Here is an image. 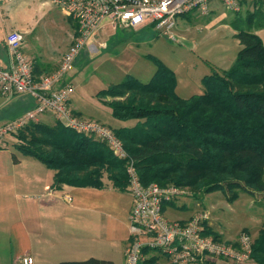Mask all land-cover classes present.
<instances>
[{
	"label": "trees",
	"instance_id": "16d2710c",
	"mask_svg": "<svg viewBox=\"0 0 264 264\" xmlns=\"http://www.w3.org/2000/svg\"><path fill=\"white\" fill-rule=\"evenodd\" d=\"M235 13L232 24L243 46L229 69L202 78L203 92L180 95L174 70L150 54L145 57L156 70L149 81L128 74L97 92L113 117L136 121L113 130L143 184L186 186L196 199L215 189L233 194V199L239 189L250 194L264 191V42L252 30L264 26V0L246 1ZM70 19L77 32V22ZM17 139L21 154L55 171L56 187L102 189L107 187L106 175L113 188L127 191L126 160L103 141L42 120L26 124ZM13 160L20 161L16 152ZM206 232L224 239L208 224ZM251 260L264 264V228L254 239ZM55 264L114 263L90 257Z\"/></svg>",
	"mask_w": 264,
	"mask_h": 264
},
{
	"label": "rangeland",
	"instance_id": "374dc122",
	"mask_svg": "<svg viewBox=\"0 0 264 264\" xmlns=\"http://www.w3.org/2000/svg\"><path fill=\"white\" fill-rule=\"evenodd\" d=\"M43 1L45 0H17L10 11L17 22L29 25L34 30V33L28 36V44L34 45L38 38L37 43L44 41V48L51 52L66 42L67 27L63 25L62 11L58 5L52 0ZM7 13L5 11L6 15ZM241 14L245 15V10ZM235 17V12L228 10L220 2L213 1L210 13L194 11L178 17L173 31L178 41H173L167 34L160 33L150 26L144 30H135L121 27L114 29L110 24L103 25L95 37L98 40L97 51L94 50L95 52L90 54L83 49L76 58L74 69L68 74L74 85L71 106L84 113L81 115L75 111L78 115L86 118L97 117L110 127L133 125L135 120L121 121L113 117L109 107L96 94L100 89L119 83L128 74L144 82L149 81L156 65L144 54L158 57L174 70L176 90L183 97L203 92L202 78L214 70L229 69L243 46L232 24ZM68 20L64 23L71 25ZM7 21L10 23V20ZM252 30L264 42V26L253 27ZM108 46V50H102ZM131 51L140 53L141 58L131 62ZM29 98L33 97L25 94L6 97L0 94V126L10 121L9 118L15 115ZM40 117L49 120V123L53 120V117L47 114ZM17 143L16 134L7 136L0 144V192L8 193V203L11 205L6 207L10 214L8 220H2L0 215V264H19L18 260H12L13 242L10 231L15 222L27 221L24 215L30 217L35 212L25 204L32 195L31 190L19 189L16 191L18 197L14 198L15 191L10 186L15 177L20 178V174L15 173L9 163L12 152L19 154ZM24 174L23 170V176ZM105 181L107 187L102 189L78 187L68 190L73 199L72 215L77 217L84 245L74 256L64 259L85 260L94 256L111 259L114 264H125L130 235L128 218L133 199L128 190L119 191L113 188L112 181L107 179L106 175ZM187 188L191 192L190 197L180 200L179 203L190 202L196 213L207 210L208 227H213L224 239L235 240L241 231L249 232L254 239L260 237L264 228V191L260 194H250L239 189L237 197L233 199V194L223 189H215L196 199L192 198L193 190ZM166 214L175 219L188 212L168 209ZM52 261L57 263L62 260ZM244 264L256 262L249 260Z\"/></svg>",
	"mask_w": 264,
	"mask_h": 264
},
{
	"label": "built area",
	"instance_id": "2783aa9c",
	"mask_svg": "<svg viewBox=\"0 0 264 264\" xmlns=\"http://www.w3.org/2000/svg\"><path fill=\"white\" fill-rule=\"evenodd\" d=\"M63 13L77 22L73 43L64 53L59 67L42 76L25 55L24 34L11 31L6 43L12 58L10 67L0 64V94L6 97L30 95L36 105L18 118L0 126V144L7 136L15 135L29 122L51 114L55 120L78 133L103 141L119 159L126 160L127 190L133 199L129 215L130 237L125 264H244L251 260L253 236L241 231L235 240H217L208 234L209 212L199 211L189 219H171L170 208L181 205L191 192L184 186L143 184L134 160L112 127L93 118L78 115L70 100L74 85L68 74L74 69L76 58L97 31L106 23L112 28L140 30L150 26L178 41L173 31L178 17L198 11H212L218 1L232 12L242 10L245 2L258 0H52ZM53 195L52 191H48ZM69 197V196H68ZM20 264H35L31 255L21 258Z\"/></svg>",
	"mask_w": 264,
	"mask_h": 264
},
{
	"label": "crops",
	"instance_id": "0c3cea01",
	"mask_svg": "<svg viewBox=\"0 0 264 264\" xmlns=\"http://www.w3.org/2000/svg\"><path fill=\"white\" fill-rule=\"evenodd\" d=\"M16 1L17 0H0V64L4 67L11 66L12 58L6 43V36L11 31H20L24 34L22 49L25 55L32 62L35 74L40 77L42 75L49 74L55 71L59 67L64 53L73 43L74 37L76 35L74 22H72V20L70 19L71 17L65 15L61 8L58 6L62 11L63 25H66L67 27L68 37L65 40L66 42L64 43V45L59 49H53L51 52H49L44 48L45 42L43 41L41 43L39 41L37 43L38 38H36L34 45L31 46L28 44V36L29 34L34 33V30L29 25H21L19 22H17L13 17L12 12L10 11L12 7L16 5ZM43 2L48 1L45 0ZM5 11L8 12L7 15L5 14ZM7 19L10 20V23H8ZM65 20L71 21V25L64 23ZM105 24L108 23L105 22ZM147 27L148 26L140 30H144ZM95 37L90 41L89 45L85 47L84 51H87L90 54L94 53V50L97 51L96 44L98 40ZM99 43L100 42H98V44ZM99 47L100 45L98 46V51ZM108 49L109 46L106 49L102 50ZM131 54L133 55V58H131L130 60L131 62H135L141 58L140 53H134L131 51ZM69 81H71V79H69ZM35 105L36 100L34 98H29V101L27 100V103L9 119L12 120L18 118L19 116H22L28 110L32 109ZM74 110L77 111V113L84 115V113L79 109ZM47 115L52 116L50 114ZM92 118L103 122L102 119H99L97 117L92 116ZM40 120L49 122V120L45 118H40ZM55 122L56 120L53 117L51 123ZM112 128L114 129L115 127ZM11 155L12 158L9 160V163L11 164L10 168L13 169L15 173L20 174V178L15 177L10 183V186H12L11 189H14L15 191L14 198L18 197V192L16 191H19V189L31 190L32 195L29 199H27L25 204L27 205V208L35 210V212L30 217L24 215V217L27 219L26 222L24 220L15 222L10 231V237L13 242L12 260H18L20 264L21 258L23 256L31 255L34 258L35 264H55V261L52 260L67 261V259L64 258H71L78 252V249L84 245L83 234L80 226L76 221L77 217L72 215V210L74 209V206L72 205L73 199L68 193L69 189L78 187L67 184L61 185V187H56L54 184L55 171L53 169L48 168L45 164H39L40 161L36 162L37 160H35L34 158L23 155L20 152L19 162H15L13 160V152L11 153ZM23 170L25 172L24 176ZM50 190L52 191L53 195H50L48 193V191ZM0 194L1 219L8 220L10 214L9 212H7L6 207L11 206L8 203V193L5 191H1ZM175 207L176 208H170V210H185L186 212H188V214H184L183 216L175 219H189L191 215L194 214L193 212H195L194 207L190 206V202L188 201L182 202L179 207ZM106 260H110L114 263V261L111 259Z\"/></svg>",
	"mask_w": 264,
	"mask_h": 264
}]
</instances>
